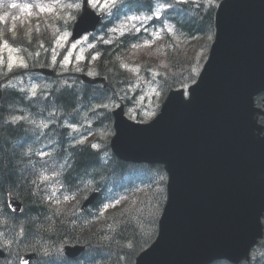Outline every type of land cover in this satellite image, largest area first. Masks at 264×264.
<instances>
[{"label": "water", "instance_id": "1", "mask_svg": "<svg viewBox=\"0 0 264 264\" xmlns=\"http://www.w3.org/2000/svg\"><path fill=\"white\" fill-rule=\"evenodd\" d=\"M84 8L92 13L87 0ZM216 27L189 99L172 92L148 125L115 114V154L162 164L169 175L158 239L137 264L238 263L263 236L264 112L254 99L264 92V0H225Z\"/></svg>", "mask_w": 264, "mask_h": 264}, {"label": "trees", "instance_id": "2", "mask_svg": "<svg viewBox=\"0 0 264 264\" xmlns=\"http://www.w3.org/2000/svg\"><path fill=\"white\" fill-rule=\"evenodd\" d=\"M131 3L135 1L132 0ZM146 3L152 5L151 0ZM204 8L203 5L194 4L173 5L172 10L166 12L165 17L168 19L163 18L164 23H173L187 38L200 35L201 40L205 41L209 37V31L214 28L215 9L208 11ZM33 38L38 39V34L35 33ZM123 46L120 41L117 46L106 47L103 60L106 65L103 73L109 74L108 83L110 87H116L117 92L124 90L122 78L118 72L110 69L120 65L112 63L110 59L112 54L123 53ZM37 48L39 45L30 49ZM160 57L164 64L169 55L163 52ZM197 64L195 53H186L183 56V66L172 71L174 79L171 82L182 85L194 81ZM169 65H173L172 59ZM75 85L72 94L65 80L55 81L56 87L49 93V98L43 99L42 108H35V100L28 101L23 94L5 92L0 106V245L8 250L9 257L0 261V264H7L9 258L16 261L19 252L42 249V244L36 239L39 237V230H46L55 243L48 244L47 253L44 254L46 258L41 264L52 263L54 259L61 260L58 248L66 239L75 238V242L89 245L88 252L82 258L87 264H134L138 254L158 234V221L166 199V174L163 168L120 162L111 154L108 143L99 139L97 142L102 147L100 150L92 145H76L72 142L73 145L67 143L64 146L62 160L67 165L61 178L66 185L73 183L72 187L79 200L96 188L101 189L105 199L121 196L122 201L114 214L98 224L88 223L86 227L80 221L76 222L73 214L70 217L71 220L74 219L73 222L69 220L68 224L56 225L45 211L46 199L40 192L39 182L29 176L31 164L28 146L43 132L50 133L47 124L52 123V120L60 125L51 133L57 140L64 142L69 133L63 127L65 123L74 122L73 113L82 109L90 111L94 106L92 99L101 88L80 85L79 82ZM18 111H24L29 116L24 123L14 125L10 120ZM48 138L47 136L46 139ZM8 192L15 194L24 203L25 210L21 216L14 217L8 212L5 205ZM81 230L88 231L80 236ZM12 248L17 250H11ZM80 262L68 261V264ZM261 264H264V257Z\"/></svg>", "mask_w": 264, "mask_h": 264}, {"label": "rangeland", "instance_id": "3", "mask_svg": "<svg viewBox=\"0 0 264 264\" xmlns=\"http://www.w3.org/2000/svg\"><path fill=\"white\" fill-rule=\"evenodd\" d=\"M55 0L49 1V0H34L35 5H40L41 7L48 9L50 8L51 11H40L38 8V12L34 11V8L32 4L29 2H15V0H12V3L10 5V11L4 6L2 7L4 11V15H12L11 17V30L13 25H15V32L17 30V26L20 22H22L28 32H31L35 28H39L41 26L50 25L54 21H58L57 18L62 16H67L68 18L71 17L72 12L71 10L68 11V6L65 5V0H60L62 3L61 5L55 4ZM118 0H115V2ZM12 4L17 5V7L13 8ZM92 5L95 9L102 11L107 14L108 11H111L112 9V2L111 0H100V3L94 4L92 0ZM13 11H15L16 14H12ZM155 37H158L159 34H154ZM89 38H86L85 40L78 42L77 44L70 45V50L68 52V56L65 59V65H69L70 63H78L80 60L83 59V52L85 50L86 45L88 44ZM68 42V36L67 34H62L59 38V45L56 46L54 49L55 52L63 49L67 46ZM11 51L9 49L4 48L2 45L0 46V75L7 73L8 71L21 67L25 65V61L23 60V57L20 55L18 51L13 49L9 46ZM14 59V63L12 62ZM21 61L23 63H21ZM68 67H64L62 72H67ZM23 78H19L18 82L15 80H7L9 82V85L20 87L23 84ZM143 89L139 93V95H136L135 102L138 104L146 103V99L150 100V98L153 95L158 94L156 92L157 86H152L148 81H143ZM137 86V84H136Z\"/></svg>", "mask_w": 264, "mask_h": 264}, {"label": "snow or ice", "instance_id": "4", "mask_svg": "<svg viewBox=\"0 0 264 264\" xmlns=\"http://www.w3.org/2000/svg\"><path fill=\"white\" fill-rule=\"evenodd\" d=\"M111 2H112L113 5L115 4V0H111ZM93 3L98 5V4L100 3V0H93ZM12 7L15 8V7H17V5L12 4ZM37 7L39 8L40 11H51L50 8L45 9V8L41 7L40 5H37ZM69 7H71V5H69ZM37 30H38V29H37ZM12 31L15 32V25H13V27H12ZM13 38H15V37H13ZM0 44H2V46H3L4 48L9 49V51L12 50V49L9 48V45H8L7 42L0 41ZM94 59H95V57H94ZM12 62L14 63V59H13ZM21 63H23V62L21 61Z\"/></svg>", "mask_w": 264, "mask_h": 264}, {"label": "bare ground", "instance_id": "5", "mask_svg": "<svg viewBox=\"0 0 264 264\" xmlns=\"http://www.w3.org/2000/svg\"><path fill=\"white\" fill-rule=\"evenodd\" d=\"M8 194H11V192H8L6 195H8ZM18 200H19V202H20V204L23 206V208H24V210H25V206H24V203L18 198ZM24 213V212H23ZM22 213V214H23ZM22 214H19L18 216H21Z\"/></svg>", "mask_w": 264, "mask_h": 264}]
</instances>
